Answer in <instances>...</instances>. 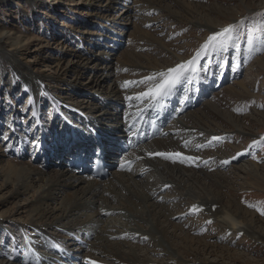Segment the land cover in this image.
I'll use <instances>...</instances> for the list:
<instances>
[{
	"label": "rangeland",
	"instance_id": "374dc122",
	"mask_svg": "<svg viewBox=\"0 0 264 264\" xmlns=\"http://www.w3.org/2000/svg\"><path fill=\"white\" fill-rule=\"evenodd\" d=\"M93 1L35 0L30 5L27 0H0V36L8 32L12 38L11 42L19 41L21 47L14 60L22 67H28L30 73L42 77L57 74L69 83L79 84L80 90H85L87 84L94 87L100 82L106 90L111 85L110 78L104 81L101 74L104 72L101 70L104 61L111 67V79L120 89L125 82H133L129 91L135 95L145 91L153 83L162 82L160 73L192 60L210 36L231 26L233 32L230 37L221 38L225 40L226 47L210 46L195 64L189 65L194 71L186 72L181 78L179 97L176 91L178 101L175 106L177 108L179 104H186L185 114L204 110L205 106L214 107V110L232 115L241 121L243 134L221 125L223 129L219 132L223 133L219 135L218 141L207 146L205 144L210 141L204 140L203 147L198 145V140H190L186 143V149H191L197 157L193 167L197 176L210 183L212 190L223 194L225 202L231 200L242 208L245 207V210L254 214L257 221L264 222V214H261L264 212V181L245 179L242 173L233 170L241 168L248 172L251 164H255L261 173L264 167V126L260 125L263 120L258 115L264 114V70L255 64L261 58L264 63V0H179L176 4L170 3L169 0H157L162 8L167 6L170 12L163 9L145 10L143 0ZM127 10L132 12V20L129 23L119 22L118 19ZM198 12L201 13L200 16L197 15ZM174 17L177 20L173 19ZM113 20L116 24L111 22ZM204 21L208 23L205 24ZM111 46H117L118 49L110 52V56L99 54V48L111 51ZM0 50L9 51L10 48L0 44ZM80 58H88L90 61L83 66ZM135 63L138 67L134 66ZM68 68L71 72L64 74ZM2 69L5 72H2ZM148 77L153 79L149 80ZM50 81L52 80L48 79L44 83L50 95L70 105L85 107L97 97L89 90L83 91L84 94L78 97L65 86L60 88ZM21 85V80L16 78L15 72L8 64H2L0 61V127L6 126L7 117L4 110L11 106L16 112L12 129L18 132L26 129L25 117L31 112L28 111L29 100L23 95ZM98 89L99 92H106L102 87ZM173 107L174 105L170 109L174 110ZM50 108L49 102L42 106L36 118L37 123L47 125L46 122L51 119ZM114 112L112 110V113ZM172 120L162 122L161 127ZM255 123L258 125H254ZM167 127H170V123ZM82 135L85 137L89 134ZM205 136L201 134L199 139H204ZM176 137L183 142L181 135ZM44 142L48 144L50 140L47 138ZM180 145L182 146V143ZM77 147L76 142L68 151L75 153ZM0 151L5 152L1 141ZM238 154L244 156L240 161L228 166L221 163L224 161L222 157L230 159ZM56 155L50 156L47 164L59 165L61 158L56 160ZM65 159L62 160L63 163L66 162ZM8 160L18 162L15 157L6 156L2 159V164ZM220 164L224 166L221 167ZM132 168H136L134 164ZM113 172L117 174V171H110V174ZM219 175L226 179L222 180ZM2 181L0 178V215L15 206L28 205L38 195L41 186L40 183L34 184L27 194L11 198L13 188L3 187ZM154 181L159 182L154 174L140 171V175L135 178L139 188L137 193L142 195L147 183ZM167 187L154 195L156 207L166 210L169 214L167 222L160 223L168 232L166 241H163L164 247L159 244L155 232L148 224L123 218L120 204L112 202L110 206L115 210L114 213L103 214L98 220V225L113 234L108 238V245L113 250L120 255L146 260L150 264H264V244L259 238L256 239L250 233L234 234L219 229L208 215L191 212L187 203L177 197L172 188ZM64 199L65 195L61 193L52 196L48 209L53 215L60 214ZM99 204L102 207V204L107 203L102 201ZM134 204L125 205L127 211L147 219L142 206L137 202ZM177 205L181 206L182 212L176 209ZM20 217L16 216L11 220L23 221L26 215ZM5 226L21 229L16 230L21 237H12L7 235L5 230L1 231L0 252L7 254L9 251L11 254L15 249L18 255L21 254L19 256H23V248L20 249L23 239L27 235L32 236L34 231L16 222ZM61 226L64 227L62 224ZM83 227L82 233L91 232V229L84 230ZM2 228L0 227V230ZM57 228H52L47 233L55 236ZM88 236L81 234L74 237L81 244V254L85 256H89L91 249L98 244ZM261 237L264 238V235ZM190 240L194 243H190ZM78 243L73 242L74 247L71 245L69 248H78ZM193 244L194 249L199 245L198 249L202 252L191 250L189 246ZM205 245L209 246L208 251L203 249ZM37 251L39 253H35V259L33 258L36 261L42 256H49L41 249ZM209 251L213 254L209 255ZM69 262L83 264L80 260L73 262L65 259H59V262L54 260L53 264Z\"/></svg>",
	"mask_w": 264,
	"mask_h": 264
},
{
	"label": "bare ground",
	"instance_id": "6f19581e",
	"mask_svg": "<svg viewBox=\"0 0 264 264\" xmlns=\"http://www.w3.org/2000/svg\"><path fill=\"white\" fill-rule=\"evenodd\" d=\"M27 1L31 5L35 0ZM99 1L94 0L93 2ZM169 2L176 4L179 0H169ZM142 3L146 6L145 10L163 9L170 12L167 6L162 8L157 0H143ZM200 14L198 12L197 15L200 16ZM191 18L194 19V17ZM131 20L132 12L130 10L123 12L118 19L119 22L123 21L124 23H129ZM111 22L116 24L115 20ZM204 23L207 24L208 21H204ZM9 35L7 32L0 36V44L9 46L11 50H0V61L2 64H8L11 70L15 72L16 78L21 80L22 93L29 100L27 107L28 111L31 112H29L30 115L25 117L27 120L25 123L26 129L20 130L22 132L20 133L12 129L15 124V110L11 106H5L6 126L0 127V135L2 136L0 141L5 148V152L0 151V178L3 179V187L10 186L13 188L10 194L11 198L27 194L34 184L40 183L41 186L38 195L28 205H14L12 211L9 210L7 213L0 215V227H3L0 232L5 230L7 235L20 238L21 235L16 230L21 231V229L14 226L10 228L5 226L12 222L19 223L22 227L34 231L32 236L27 235L23 239L20 247V249L23 248V256H19L21 254L18 255L15 249L11 254L9 251L7 254L0 252V264H53L54 260L59 262V259L73 262L80 260L83 264H150L146 260H139L134 256L120 255L113 250L108 245L110 242L108 238L113 234L104 227H100L98 220L105 213H114L115 210L110 206L112 202L119 203L122 207L123 218L135 219L148 224L151 230L155 232L154 235L157 236L156 239L159 244L164 247L163 241H166L168 232L163 226H160V223L167 222L169 214L166 210L163 211L156 207L154 195L162 189H166L167 186V188H172L173 192L177 193V197L187 203L191 212L208 215L219 229L228 230L234 234L250 233L256 239L259 238V241L264 244V238L261 237L264 235V222L257 221L254 214L245 210V207L242 208L231 200L225 202L223 194L218 190H216L217 192L212 190L209 187L210 183H206L204 179L197 176V172L193 168L196 165L197 157L191 149H186V143L190 140H198V145L203 147L215 143L218 141L219 135L223 133L219 132L220 129H223L222 126L243 134V125L238 118L218 112L213 109L214 107L209 106H205L204 110L192 112L191 114H185L186 104H179L177 105L179 107L171 110L170 108L178 101L176 98L177 84L169 94L155 101L150 96L137 99L141 93L148 92L150 88L154 89L160 82L153 83L145 91L134 95L129 91L133 82H125L120 89L119 85L111 79L113 77L111 67L108 62L104 61L101 67L104 72L101 74L104 81H108L110 78L109 84L111 85L106 90L100 82L96 83L94 87L87 84L85 90H80L79 84L69 83L57 74L44 77L35 75L30 73L28 67H22L18 61L14 60V56L19 53L21 45L18 40L11 42L12 38ZM111 47V51L99 48V54L107 57L110 56V52L118 49L117 46ZM80 60L83 66L90 61L88 58H80ZM108 60L111 61L109 58ZM96 62L98 63V60ZM179 62L181 63V61ZM136 64L134 66H137ZM255 64L264 70L263 58L257 60ZM168 70L162 73H168ZM68 71L71 72L68 68L64 74ZM2 72H5V70L2 69ZM48 79L52 80L50 83L60 86V88L65 86L67 90H71L78 97L84 94L83 91L88 90L92 91L97 97L85 107L83 105H70L62 99L50 95L44 84ZM98 87H102L106 92H99ZM129 97L132 99H128ZM47 102L51 105L49 110L51 119L48 123L46 122L47 125H44V129L42 124L36 122V118H38L42 106L46 105ZM112 110L115 112L112 113ZM258 115L263 120L260 125L264 126V114L258 113ZM170 119H173L172 126L170 125V127L161 130L163 127H161L162 122L164 123V121ZM254 125L258 124L255 123ZM151 129L157 135L153 141L120 155L118 144L128 145L138 130L139 135L144 134L147 136L151 133ZM93 133L100 137L98 143L103 147L107 165L111 166V171H117V174H114L115 172L111 173L104 181L92 180L84 171L85 163H83V160L90 157L89 145L95 141ZM82 134H89L85 136L89 138L88 142L83 141L85 138L82 139L84 137ZM175 134L176 136L181 135L183 142H180ZM201 134L206 135L204 139H199ZM77 137L78 140H76ZM47 138L50 140L48 144L44 142ZM175 138L178 140H174ZM204 140L210 141V143L205 144ZM76 142H80L77 143L78 147H84L81 155L79 150L76 153L68 151L69 147L76 144ZM95 142L97 143V141ZM180 143H182V146ZM33 145H37V147ZM156 153H165V156L156 155ZM177 153L179 155H176ZM54 154H57L56 160L61 158L60 164H47L49 157ZM239 154L230 159L224 156L222 157L224 161L221 163L227 161L225 166L236 163L244 157ZM6 156L15 157L18 162L8 160L2 164V159ZM64 158H66V162L63 163ZM182 158L183 162H181ZM75 164H77V167H75ZM133 164L136 167L134 169L132 168ZM220 166L224 165L220 164ZM233 170L242 173L246 177L245 179L264 181V167L261 169V173H259L260 171L255 164H251V169L248 172H244L241 168H234ZM140 171L150 172L159 180V182L147 183L142 194L143 197L137 193L139 188L135 183V178L140 175ZM237 175H235L236 178ZM220 178L222 180L226 179L223 176ZM68 190L70 192H67ZM56 193L65 195L62 202L63 209L60 210L59 215H53V212L48 209L52 196ZM132 198L135 200H131ZM102 201L107 204H102V207H100L99 203ZM134 202L142 206L147 219L139 217V215L134 216V214L127 211L126 206L128 204L132 205ZM5 204H7V201ZM176 209L182 212L180 205H177ZM23 214L26 215L23 221H20L21 219L11 220L16 216L21 218L20 216ZM149 217H152V219H149ZM55 227H58L55 236L47 233L48 230ZM82 227L84 230L91 229V232L83 231L82 233ZM173 227L176 229L175 226ZM81 234H84V236L89 235V238L98 243L91 249L89 256L81 254V251H83L80 247L81 244L78 243L77 238H74L76 235ZM76 241L79 245L78 248L70 249L69 247L71 245L74 247L72 243H76ZM190 243L194 242L190 240ZM193 246L194 244L189 248L195 252H202L198 249L199 245L195 249ZM37 249H41L45 254L48 253L49 256L41 255L42 258L39 261L34 260L35 253L38 252ZM203 249L208 251L209 246L206 247L205 245ZM207 253L209 255L213 254L210 251ZM167 264L177 263L170 262Z\"/></svg>",
	"mask_w": 264,
	"mask_h": 264
},
{
	"label": "snow or ice",
	"instance_id": "6c2138e0",
	"mask_svg": "<svg viewBox=\"0 0 264 264\" xmlns=\"http://www.w3.org/2000/svg\"><path fill=\"white\" fill-rule=\"evenodd\" d=\"M232 32L233 28L230 26L225 27L222 31L216 33V35L210 36L207 42L201 47L200 51L196 53V56L192 60H189L184 64H179L175 68H170L168 70V73H160V76L163 78L162 82L158 83L154 89L150 88L148 92L141 93V95L137 97V99L150 96L155 101L158 98L169 94L175 87V85L179 83L181 78L184 77L186 72L190 70L194 71V69L189 68V65L195 64L196 60L200 58L201 54H206L210 46H212L213 48L226 47L225 40L221 38L230 37V34ZM148 79L151 80L153 78L148 77ZM128 99L132 98L129 97ZM33 146L37 147V145ZM156 155L165 156V153H156ZM176 155H179V153H177ZM181 162H183V158ZM224 163H227V161H225ZM249 207H252V205H249ZM261 214H264V212H262Z\"/></svg>",
	"mask_w": 264,
	"mask_h": 264
}]
</instances>
